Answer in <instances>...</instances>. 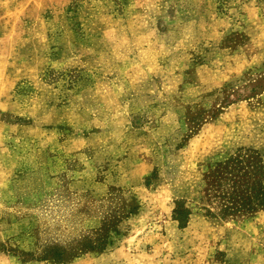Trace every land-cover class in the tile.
Returning a JSON list of instances; mask_svg holds the SVG:
<instances>
[{"label": "rangeland", "instance_id": "rangeland-1", "mask_svg": "<svg viewBox=\"0 0 264 264\" xmlns=\"http://www.w3.org/2000/svg\"><path fill=\"white\" fill-rule=\"evenodd\" d=\"M239 149L264 0H0V264H264V209L207 213Z\"/></svg>", "mask_w": 264, "mask_h": 264}, {"label": "trees", "instance_id": "trees-1", "mask_svg": "<svg viewBox=\"0 0 264 264\" xmlns=\"http://www.w3.org/2000/svg\"><path fill=\"white\" fill-rule=\"evenodd\" d=\"M213 184L207 190L213 211L210 216L220 219L244 217L264 209V164L252 150L239 149L224 160L215 162L212 169ZM183 200L175 201L174 218L182 225L187 222L190 211L182 206ZM97 246L102 247L101 243Z\"/></svg>", "mask_w": 264, "mask_h": 264}]
</instances>
